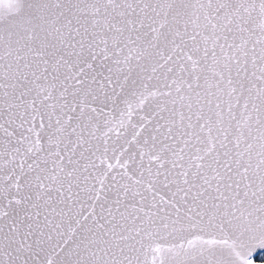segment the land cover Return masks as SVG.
Returning <instances> with one entry per match:
<instances>
[{"label":"snow or ice","instance_id":"snow-or-ice-1","mask_svg":"<svg viewBox=\"0 0 264 264\" xmlns=\"http://www.w3.org/2000/svg\"><path fill=\"white\" fill-rule=\"evenodd\" d=\"M0 264H264V0H0Z\"/></svg>","mask_w":264,"mask_h":264}]
</instances>
